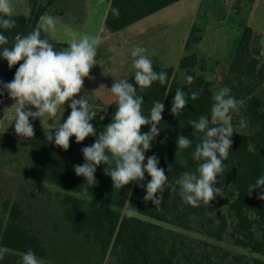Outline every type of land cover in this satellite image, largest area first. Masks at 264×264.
<instances>
[{"label": "trees", "instance_id": "16d2710c", "mask_svg": "<svg viewBox=\"0 0 264 264\" xmlns=\"http://www.w3.org/2000/svg\"><path fill=\"white\" fill-rule=\"evenodd\" d=\"M110 1L111 9L105 24L109 31L119 32L180 0ZM29 5V14L13 15L16 20L13 29H0V32L8 37V44L0 46V49L12 47L16 34L25 35L33 31L40 23L41 17L45 13L50 14L40 0H29ZM114 9H118V14L114 13ZM202 31L196 26L193 28L191 38L187 42L189 53L182 58L179 65L180 69L185 70L186 77H193L190 84L187 79L185 84L178 81L175 67H162L152 62L155 71L167 73L166 83L161 85L159 81H155L143 91L137 86V94L144 98L142 111L145 116L150 115L155 101L165 104L163 119L159 124L160 134L153 141L150 151L145 153V163L147 157L157 156L160 161L158 167L165 169L168 176V184L162 193L164 200L159 208L155 207L152 201H144L146 184L151 180L147 172L145 180L139 182L145 185L144 188L140 187L138 182H132L124 188L114 189L112 178L105 174L107 166L103 164L97 167L95 185H88L85 177L76 175L74 165L85 163L81 149L92 145L96 137L89 136L78 144L73 136L69 149L65 151L57 147L54 141L49 143L46 140L45 133L53 132L57 128L45 130L40 119L30 118L35 132L31 138V159L44 181L75 194L93 196L117 208L132 206L140 214L157 221L174 223L172 217L180 213L184 201L179 195V186L175 181L185 172L195 171L199 163L192 159L191 153L202 134L193 136L188 121L198 119L201 115L211 119L214 83L198 73V70L206 72L210 69L216 74L218 82L230 88L231 94L238 101H243L239 109L240 117L232 116L231 123L238 125L241 117L246 121V127L239 134H233L232 148L229 150L228 159L224 161L223 177H217L216 187L229 185L231 188L233 199L229 207L239 219L238 229L243 236L237 239V244L255 253L264 254V200L258 198L264 193V188L250 191V185L264 176V99L257 95L260 82L264 81V69L259 68L262 48L260 43L258 44L264 34L245 26L235 46L232 69L228 70L220 60L212 62L210 59L200 58L197 52H190L192 44L202 41ZM197 32L202 35L196 36ZM48 38L56 50L67 47V42L58 41L51 35ZM18 67L19 65H16L10 69L8 62L0 56V81H12ZM127 80L135 84L134 75ZM177 88L185 91L188 103L180 115L174 116L171 108ZM192 91L199 93L196 100L191 99ZM8 97L5 92L0 95V100ZM116 108L115 97L111 92L104 102L93 107L97 115L91 123L98 134L111 122ZM100 116L105 118L101 120ZM142 131L149 132L150 125L144 126ZM180 135L192 138L193 144L189 149L177 153L176 140ZM182 160L186 161V165L181 163ZM172 188L176 191H172ZM159 195L161 194H157V198ZM63 203L64 218L71 231L75 236L83 237L94 245L101 255V260L112 250L117 255L118 264H178L179 249L169 242L161 226L136 216L129 217L109 206L87 204L86 200L72 194L65 195ZM23 217L24 210L19 202L8 201L3 205L2 211L0 210V247L20 256L31 249L44 264H50L44 241L24 224ZM256 264L264 262L256 259Z\"/></svg>", "mask_w": 264, "mask_h": 264}, {"label": "rangeland", "instance_id": "374dc122", "mask_svg": "<svg viewBox=\"0 0 264 264\" xmlns=\"http://www.w3.org/2000/svg\"><path fill=\"white\" fill-rule=\"evenodd\" d=\"M40 2L56 18L57 30L50 34L54 39L67 42L69 32L102 37L103 43L97 48V64L90 72L91 78H85L84 89L79 94H85L92 107L106 100L115 80L134 75L131 51L137 46L147 49L145 54L152 62L175 67L178 81L185 84V70L179 65L189 53L187 42L195 26L203 30V39L192 44L190 52L212 62L220 60L228 70L232 69L233 53L242 29L250 26L264 34V0H180L119 32L109 31L105 24L110 0ZM12 3L13 15L29 14V0H12ZM258 44L262 48L259 68L264 69V36ZM198 73L214 83L213 91L224 87L212 70H198ZM257 95L264 99V81L260 82ZM14 103L10 97L0 100V210L8 201L20 203L24 224L44 241L50 264H118L112 250L101 260L94 245L73 234L64 218L63 200L65 195L72 194L87 204L109 206L124 214L128 208H117L93 196L75 194L44 181L31 159V138H22L15 132V110L11 108ZM70 112L66 104L56 117L45 116L44 129L58 128ZM232 116L240 117L239 112ZM220 189L221 196L210 204L201 202L198 207H190L183 201L178 217H172L174 223L157 221L136 209L134 216L163 228L169 242L179 249L178 264H256V259L264 262V254L237 244V239L243 236L238 229L239 219L229 207L233 199L231 188L225 185ZM0 250L4 251L0 264H21L22 255L1 247Z\"/></svg>", "mask_w": 264, "mask_h": 264}, {"label": "clouds", "instance_id": "9594fccd", "mask_svg": "<svg viewBox=\"0 0 264 264\" xmlns=\"http://www.w3.org/2000/svg\"><path fill=\"white\" fill-rule=\"evenodd\" d=\"M113 11L118 14V9ZM15 25L12 0H0V29L11 30ZM56 30V18L45 13L33 31L25 35L16 34L12 47L0 49V56L8 62L10 69L19 65L12 81H0V95L6 92L15 101L11 108L15 110L16 134L22 138H33L35 132L30 118L40 119L43 123L45 116L56 117L61 107L65 108L67 104L71 109L67 119L53 132L45 133V137L49 143L54 141L57 147L65 151L69 149L73 136L78 144L89 136L96 137L92 145L81 149L85 163L74 165L76 175L85 177L88 185H95L97 167L106 165L105 174L112 178L114 189H117L132 182L144 181L147 172L151 180L146 184L144 201H152L159 208L164 200L162 193L168 184V176L165 169L158 167L160 161L157 156L147 157L145 163V153L150 151L153 141L160 134L159 124L163 119L165 104L155 101L150 115L145 116L142 111L144 98L137 94V86L143 91L155 81L164 85L167 73L154 70L152 60L145 54L146 48L135 47L131 51L135 84L127 79L113 82L110 91L115 97L117 108L111 122L98 134L91 123L97 113L86 95L79 94L84 89L85 78H91L90 72L97 64V48L103 43L102 37L98 34L69 32L67 47L56 50L48 38ZM6 44L8 37L0 32V46ZM186 79L189 84L193 81L190 75ZM190 96L196 100L199 93L192 91ZM211 99V119L201 115L198 119L188 121L193 136L202 134L191 153L192 159L199 162L198 166L195 171L185 172L175 181L181 198L193 207L200 206L201 202L210 204L217 196H221L222 190L216 187L217 177H223L224 161L229 157L233 134H239L246 127L242 117L238 125L231 123L232 114L239 112L243 101H238L230 88H219L213 92ZM187 103L185 91L177 88L171 113L180 115ZM32 107L36 110H31ZM104 118L100 116L101 120ZM147 125H150V131L143 132L142 128ZM176 143L179 153L189 149L193 140L180 135ZM181 163L186 165V161L182 160ZM168 170L171 171L170 168ZM139 186L145 187L143 183H139ZM258 188H264V176L250 185L251 192ZM171 190L176 191L175 188ZM157 194H161L159 198ZM258 198L264 200V193ZM136 213L132 206L127 210L129 217ZM3 256L4 251L0 250V259ZM21 264H44V261L29 249L22 254Z\"/></svg>", "mask_w": 264, "mask_h": 264}, {"label": "crops", "instance_id": "0c3cea01", "mask_svg": "<svg viewBox=\"0 0 264 264\" xmlns=\"http://www.w3.org/2000/svg\"><path fill=\"white\" fill-rule=\"evenodd\" d=\"M41 22V21H40Z\"/></svg>", "mask_w": 264, "mask_h": 264}]
</instances>
